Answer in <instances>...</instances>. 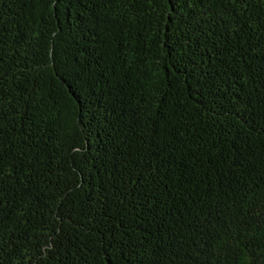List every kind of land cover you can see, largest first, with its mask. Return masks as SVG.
Masks as SVG:
<instances>
[{"label": "trees", "instance_id": "1", "mask_svg": "<svg viewBox=\"0 0 264 264\" xmlns=\"http://www.w3.org/2000/svg\"><path fill=\"white\" fill-rule=\"evenodd\" d=\"M0 264H264V0H0Z\"/></svg>", "mask_w": 264, "mask_h": 264}]
</instances>
